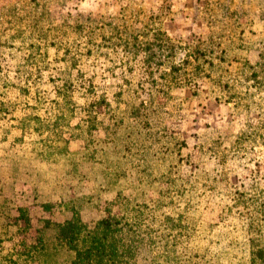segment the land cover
Masks as SVG:
<instances>
[{
    "label": "rangeland",
    "instance_id": "rangeland-1",
    "mask_svg": "<svg viewBox=\"0 0 264 264\" xmlns=\"http://www.w3.org/2000/svg\"><path fill=\"white\" fill-rule=\"evenodd\" d=\"M65 80L63 138L106 160L110 185L136 178L123 200L78 205L89 228L128 222L130 264H264V0H0V163L9 140L38 143ZM14 192L4 209L0 194V264H69L40 222L63 212Z\"/></svg>",
    "mask_w": 264,
    "mask_h": 264
},
{
    "label": "crops",
    "instance_id": "crops-1",
    "mask_svg": "<svg viewBox=\"0 0 264 264\" xmlns=\"http://www.w3.org/2000/svg\"><path fill=\"white\" fill-rule=\"evenodd\" d=\"M223 62L231 63V60L227 61L224 58ZM61 99L62 97H57V100ZM82 123L87 129L88 122L82 121ZM69 126H72L71 123ZM21 131L22 127L20 134ZM66 140L67 144L63 148L64 144L53 141L51 131L46 130L36 144L22 142L18 146L10 140L7 142L8 148L12 149L4 154L0 163V194L6 193L1 202L2 209L13 196H15L14 202L18 199L14 192L18 184L32 188L35 194L34 202L41 209L44 205H51L53 206L51 211L61 210L65 218L69 216L70 208L78 211L79 205L88 206L92 211L96 210L98 203L113 200L117 194L131 185L134 177L131 168H129L130 173L112 186L108 183L109 178L106 177V160L95 158L91 161L84 147H80L84 144L79 137ZM101 144L107 146L104 142ZM139 169L144 170V168Z\"/></svg>",
    "mask_w": 264,
    "mask_h": 264
},
{
    "label": "trees",
    "instance_id": "trees-1",
    "mask_svg": "<svg viewBox=\"0 0 264 264\" xmlns=\"http://www.w3.org/2000/svg\"><path fill=\"white\" fill-rule=\"evenodd\" d=\"M197 57L194 58V61ZM64 93L57 92L56 98L52 100L56 108V115L54 122L47 126L46 129L55 133L54 138L56 141H60L67 144V140L63 138V128L69 127L70 120L74 117L75 105L70 101V94L73 89L72 83L68 81L63 82ZM69 93V94H68ZM57 97H62L65 101L61 105L57 100ZM91 107L92 103L82 110L86 115V122L88 127L86 134H89L93 130L91 121ZM90 125V126H89ZM76 129H79L78 127ZM73 134L69 135V138H74ZM114 200H123L121 194H117ZM114 202V201H113ZM117 202V201H116ZM51 205H44L42 209L44 211L52 209ZM24 210H18V216L15 218L16 222L23 221L25 225L29 226L30 219L23 213ZM69 216L62 222H51L50 220L40 219L42 223V229L44 232H50L54 235V239L60 243L61 246L67 248L74 254L73 259L69 264H130V259L134 258L137 241L131 236L127 242L122 237L126 227L131 225L128 222H123L122 218L110 217L108 215L94 224L92 228H89L85 222L81 219V213L70 208ZM107 213V211H106ZM126 226V227H125ZM127 230V229H126ZM42 241H39L40 249H43ZM252 241V245H254ZM28 248L38 250L36 244L29 246ZM257 250V249H256ZM30 255V254H29ZM32 256V254H31ZM253 258H264V252L258 249L255 252V248H252ZM133 257V258H132ZM31 259V258H30ZM127 259V260H126Z\"/></svg>",
    "mask_w": 264,
    "mask_h": 264
}]
</instances>
